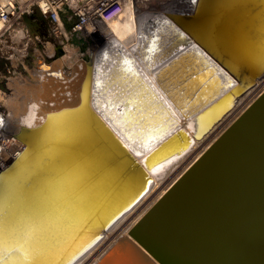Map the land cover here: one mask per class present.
Wrapping results in <instances>:
<instances>
[{
  "label": "water",
  "instance_id": "water-1",
  "mask_svg": "<svg viewBox=\"0 0 264 264\" xmlns=\"http://www.w3.org/2000/svg\"><path fill=\"white\" fill-rule=\"evenodd\" d=\"M138 38L104 40L80 100L20 125L25 147L0 170V264H74L149 191L148 168L222 113L194 134L183 120L264 79V0L145 10ZM95 264H264V90Z\"/></svg>",
  "mask_w": 264,
  "mask_h": 264
},
{
  "label": "bare ground",
  "instance_id": "bare-ground-1",
  "mask_svg": "<svg viewBox=\"0 0 264 264\" xmlns=\"http://www.w3.org/2000/svg\"><path fill=\"white\" fill-rule=\"evenodd\" d=\"M141 2L137 4V7L132 3L127 4L117 16L102 25L110 36H116L127 47H132L139 39V14L141 13L139 8L145 9L153 4L149 2L161 3L160 10L187 6L186 0H141ZM67 35L69 40L63 55H58L54 61H46L39 55L36 68L34 70L29 68L31 71L29 76L17 75L11 81L14 91L6 97V104L10 109L11 126L19 128L22 123L38 122L44 115L46 116L48 111L65 105H74L80 100L81 84L87 72V56L94 52L95 41L89 36L84 44H81L78 42L79 39L86 38L82 34L75 36L67 32ZM49 52L54 54V44L50 45ZM153 72L154 70L149 74L153 75ZM263 90L264 79H259L258 85L245 92L234 105L231 104L232 99L229 98L205 118L203 116L197 120L189 119L186 123L183 120L186 128L194 134L198 128L203 130L208 128V124L211 126L215 122V115L222 113V117L216 119L217 121L202 137L195 138L194 144L188 151H184L182 155H177L157 167L148 168L153 176L149 191L74 264H95L121 235L129 233L131 227ZM71 94L72 96L69 97Z\"/></svg>",
  "mask_w": 264,
  "mask_h": 264
},
{
  "label": "built area",
  "instance_id": "built-area-1",
  "mask_svg": "<svg viewBox=\"0 0 264 264\" xmlns=\"http://www.w3.org/2000/svg\"><path fill=\"white\" fill-rule=\"evenodd\" d=\"M186 2L188 4V0ZM131 3L137 7V4L142 2L141 0H0V170L18 157L25 147L24 141L17 134L20 127L11 126L10 109L6 104L9 88L2 84L7 76L6 69H11L10 62L25 64L32 52L36 54L40 52L44 60L53 61L50 59L57 58L59 47L64 49L60 55L66 52L69 40L67 32L75 36L82 34L84 38L86 37L85 41L91 36L95 41L94 46L97 47L110 37L102 25L108 23ZM149 3L153 4L145 9L139 8L140 12L160 9L161 3ZM51 44L55 46L54 54L49 52Z\"/></svg>",
  "mask_w": 264,
  "mask_h": 264
},
{
  "label": "rangeland",
  "instance_id": "rangeland-1",
  "mask_svg": "<svg viewBox=\"0 0 264 264\" xmlns=\"http://www.w3.org/2000/svg\"><path fill=\"white\" fill-rule=\"evenodd\" d=\"M85 40L84 39H82V38H80L79 39V43H83ZM41 53L40 52H37V54L36 53H34V52H32L28 57H27V59H26V65L25 64H23V63H21V64H19V62H15V63H13V62H10V67H11V69L9 70V69H6V73H7V76H5V78H4V80H3V86H5L7 89L9 88V94H12L13 93V89H14V87H13V85L11 86V81H13L14 80V77H16L17 75H24V76H29L31 73V71L29 70V68H32L33 70L36 68V65H37V60H38V56L40 55ZM58 54H56V56H57ZM56 59V57H51V59L50 60H55ZM29 74V75H28ZM10 87H9V86Z\"/></svg>",
  "mask_w": 264,
  "mask_h": 264
}]
</instances>
